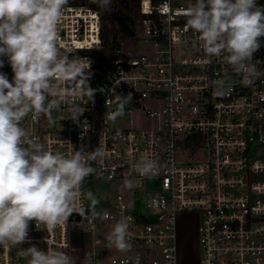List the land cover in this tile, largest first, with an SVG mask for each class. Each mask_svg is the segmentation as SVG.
<instances>
[{"label": "built area", "instance_id": "obj_1", "mask_svg": "<svg viewBox=\"0 0 264 264\" xmlns=\"http://www.w3.org/2000/svg\"><path fill=\"white\" fill-rule=\"evenodd\" d=\"M192 0H137V32L132 28L136 53L123 52L113 60L94 102L75 100L81 114L68 118L73 100L62 102L63 111L47 117L26 118L24 127L46 142L52 152L77 149L104 150V158L84 182L85 196L73 213L53 229L30 222L29 241L13 249L0 248V264H26L21 248L32 244L47 250L58 247L70 257L74 250L72 228L86 226L92 247L95 240L120 220L129 225L130 248L107 257L101 264H178L181 218L196 216L198 264H264V44L254 53L260 75L244 86L220 57H208L198 34L186 24L185 10ZM264 6V0H257ZM94 0L66 5L58 25V47L70 56L91 62V52L102 47L101 15ZM132 27V26H131ZM264 41V37L260 38ZM143 42L148 47L137 52ZM0 72L11 82L14 75L7 57ZM230 79L232 91L214 94L212 85ZM90 87L96 89L88 79ZM70 87V86H69ZM113 90L132 93L125 115H137L140 128L126 127L121 117L108 119ZM159 165L153 177L138 174L134 165L142 157ZM196 158V159H192ZM132 180L127 195L104 201L108 215L93 221L87 193L95 194L93 181ZM21 247V248H20Z\"/></svg>", "mask_w": 264, "mask_h": 264}, {"label": "clouds", "instance_id": "obj_2", "mask_svg": "<svg viewBox=\"0 0 264 264\" xmlns=\"http://www.w3.org/2000/svg\"><path fill=\"white\" fill-rule=\"evenodd\" d=\"M108 11L113 0H94ZM68 0H0V57H7L14 73L11 82L0 72V248L13 249L29 241V226L35 221L53 229L78 212L85 196L84 182L104 158V150L77 149L68 153L48 150L46 142L24 127L27 117L43 115L54 124V113L63 111L62 102L73 100L68 118L81 112L75 100L94 102L96 89L90 87L91 62L63 53L58 47V25ZM187 26L198 34L208 57H220L232 72L250 86L262 75L256 53L264 41V6L257 0H192L185 10ZM4 61L0 59V67ZM70 86V87H69ZM214 94L225 97L232 91L230 79L212 85ZM115 122L125 115L132 93L112 92ZM145 177L159 172L158 163L145 156L134 165ZM133 187L132 180L124 181ZM82 209L93 221L108 215L99 200L89 197ZM126 220L115 223L106 235L109 247L120 252L130 248ZM21 248V247H20ZM26 264H73L61 248L47 250L32 244L21 248ZM135 264H139L136 260Z\"/></svg>", "mask_w": 264, "mask_h": 264}, {"label": "rangeland", "instance_id": "obj_3", "mask_svg": "<svg viewBox=\"0 0 264 264\" xmlns=\"http://www.w3.org/2000/svg\"><path fill=\"white\" fill-rule=\"evenodd\" d=\"M125 14L132 19V28L137 32L136 21H137V7L131 6L129 9H125ZM134 38L124 37L122 42V51L136 53L135 45L133 42ZM148 45L140 42L137 45V52L143 51ZM122 124L126 127L133 126L140 128L143 125L142 120L137 115L133 117L124 116L121 117ZM196 159V158H192ZM95 194L87 193L86 199L89 205V197L96 198L99 200V207H104V201H111L118 194H129L132 188H125L124 182L109 181L106 179H95L93 181ZM196 216L192 215L189 217L181 218L179 227V261L178 264H198V243L195 231ZM95 240L100 239L101 241L106 240V234L97 233ZM72 244L74 250L72 252L73 264H101L107 257L118 256L125 252H120L115 248L109 247L107 242L103 243V247L97 246L92 247V237L87 232L86 226H80L79 229L72 228Z\"/></svg>", "mask_w": 264, "mask_h": 264}, {"label": "trees", "instance_id": "obj_4", "mask_svg": "<svg viewBox=\"0 0 264 264\" xmlns=\"http://www.w3.org/2000/svg\"><path fill=\"white\" fill-rule=\"evenodd\" d=\"M88 0H68L67 5H83ZM137 0H113L112 6L108 11L96 8L101 15L102 23V47L91 52L98 60L97 66L91 71L89 80L96 86V92L101 91L108 72L110 71L113 60L118 57L116 50L119 48L118 38L134 35L132 30V19L125 14V9L132 5L136 6Z\"/></svg>", "mask_w": 264, "mask_h": 264}]
</instances>
